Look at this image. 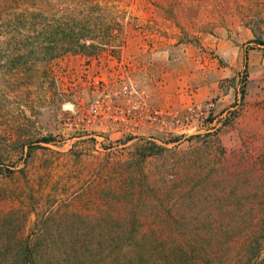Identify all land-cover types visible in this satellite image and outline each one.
<instances>
[{
	"label": "rangeland",
	"instance_id": "1",
	"mask_svg": "<svg viewBox=\"0 0 264 264\" xmlns=\"http://www.w3.org/2000/svg\"><path fill=\"white\" fill-rule=\"evenodd\" d=\"M74 1L103 9L108 45L24 75L0 61V264H21L27 244L62 264L72 246H89L87 264H236L259 244L263 255L264 77L244 59L251 42L264 47V0ZM230 37L246 47L228 61L217 45ZM153 59L170 73L155 88ZM93 105L101 115L83 125Z\"/></svg>",
	"mask_w": 264,
	"mask_h": 264
},
{
	"label": "trees",
	"instance_id": "2",
	"mask_svg": "<svg viewBox=\"0 0 264 264\" xmlns=\"http://www.w3.org/2000/svg\"><path fill=\"white\" fill-rule=\"evenodd\" d=\"M49 1L0 0V14L4 15L0 17L5 18L1 28L7 27L5 32H1L4 39L0 40V47H3L4 54H9H0V61L5 64L13 62V69L20 70L22 75L26 71H32L34 65L50 62L63 53H89L90 49H95L97 46H106L113 37V28L97 21L103 19V9L100 6L89 7L87 4L92 2L87 1L84 6L78 7L74 0H59L66 6L50 7ZM49 141L50 139L47 138L42 139L44 143ZM88 247H82L85 250L81 252L80 247L72 246L71 254L67 256L66 261L70 260V264H87L86 248ZM261 247L260 244L257 247L249 246L251 253L258 249V255L254 256V259L248 258L236 264H264ZM35 256L31 246L27 244L25 249L23 248L19 262L62 264V259L54 256L43 260ZM108 260L96 262L98 264H193L194 262L191 257L177 258L174 262L165 255L160 257L135 255L123 258L116 255ZM220 260L219 264H232L226 259Z\"/></svg>",
	"mask_w": 264,
	"mask_h": 264
},
{
	"label": "crops",
	"instance_id": "3",
	"mask_svg": "<svg viewBox=\"0 0 264 264\" xmlns=\"http://www.w3.org/2000/svg\"><path fill=\"white\" fill-rule=\"evenodd\" d=\"M229 27H231V23H229ZM229 34H233L232 28H228ZM233 32V33H232ZM251 36V35H250ZM251 39V37H249ZM234 37L225 38L224 42H221L219 39V45H217V50L219 53V57L226 58L228 61H230L232 58L237 57L239 54H241L242 49L245 50L246 44L234 42ZM245 39L244 41H246ZM262 41H264V38H262ZM222 43V44H221ZM251 47L246 51V58L245 61V67H257L261 69L262 77H264V47L258 44H254L253 42L250 43ZM222 54V55H221ZM200 60L207 61V59L204 57V55H200ZM211 64H215L217 60L215 58H212L209 60ZM151 64V63H150ZM230 66H233L232 63H230ZM218 68H214L213 70L207 71V74H212V72H215ZM205 70V69H204ZM149 82H151L150 87L153 86L155 88L154 82L156 81V78L158 76L161 77H167L170 73L167 68V63H163L161 65L157 59H153L152 64L150 65L149 69ZM204 74H206V71H203ZM218 72V71H217ZM153 80V81H152ZM156 83V82H155ZM152 87V88H153Z\"/></svg>",
	"mask_w": 264,
	"mask_h": 264
},
{
	"label": "built area",
	"instance_id": "4",
	"mask_svg": "<svg viewBox=\"0 0 264 264\" xmlns=\"http://www.w3.org/2000/svg\"><path fill=\"white\" fill-rule=\"evenodd\" d=\"M122 93L124 95H130L131 92L133 91L131 86H124L122 88ZM211 103H207L204 108L205 110L209 109L211 107ZM132 108L134 109V112L137 111L139 109V105L138 104H134L132 106ZM200 114H204V112L202 110H200ZM101 113H100V110H99V107L98 106H91L90 107V111L88 112V114L86 115H82V118L80 119V117L78 118V122H79V119L81 121V123H83V125H87V124H90L93 122V120L97 117H100ZM140 116V114L138 115V117ZM176 117V115H173ZM147 119L150 123H155L157 121H160L162 119V112L158 109H153L148 115H147ZM176 122L175 123H179L180 122V119L176 118L175 119ZM183 121L185 122L184 123V127H186V125L188 124V115L184 116L183 117ZM82 125V126H83Z\"/></svg>",
	"mask_w": 264,
	"mask_h": 264
}]
</instances>
